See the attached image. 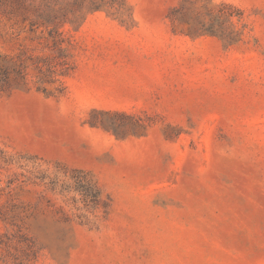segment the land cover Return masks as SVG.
<instances>
[{
  "label": "rangeland",
  "instance_id": "rangeland-1",
  "mask_svg": "<svg viewBox=\"0 0 264 264\" xmlns=\"http://www.w3.org/2000/svg\"><path fill=\"white\" fill-rule=\"evenodd\" d=\"M113 1L0 0V264H264V0Z\"/></svg>",
  "mask_w": 264,
  "mask_h": 264
},
{
  "label": "trees",
  "instance_id": "trees-1",
  "mask_svg": "<svg viewBox=\"0 0 264 264\" xmlns=\"http://www.w3.org/2000/svg\"><path fill=\"white\" fill-rule=\"evenodd\" d=\"M80 6H83L89 12H94L101 10L105 6H112L114 3L113 0H76ZM41 22H31L30 27L33 26H42L46 28H50L51 31L55 32L56 35H60L61 33L58 32L60 27L59 21H56V17L51 13H45L40 15ZM85 202L88 204H97L100 200V193L96 186L92 183L88 182V185L85 189L84 193Z\"/></svg>",
  "mask_w": 264,
  "mask_h": 264
}]
</instances>
